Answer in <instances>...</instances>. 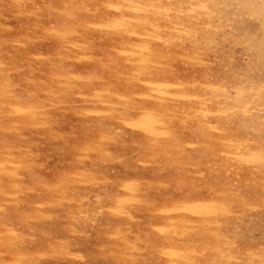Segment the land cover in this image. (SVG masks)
Segmentation results:
<instances>
[{"label": "rangeland", "instance_id": "rangeland-1", "mask_svg": "<svg viewBox=\"0 0 264 264\" xmlns=\"http://www.w3.org/2000/svg\"><path fill=\"white\" fill-rule=\"evenodd\" d=\"M0 264H264V0H0Z\"/></svg>", "mask_w": 264, "mask_h": 264}]
</instances>
